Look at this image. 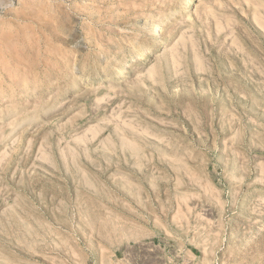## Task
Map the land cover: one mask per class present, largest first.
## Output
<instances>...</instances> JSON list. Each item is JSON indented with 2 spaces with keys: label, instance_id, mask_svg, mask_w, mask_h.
Here are the masks:
<instances>
[{
  "label": "rangeland",
  "instance_id": "374dc122",
  "mask_svg": "<svg viewBox=\"0 0 264 264\" xmlns=\"http://www.w3.org/2000/svg\"><path fill=\"white\" fill-rule=\"evenodd\" d=\"M0 264H264V0H0Z\"/></svg>",
  "mask_w": 264,
  "mask_h": 264
},
{
  "label": "bare ground",
  "instance_id": "6f19581e",
  "mask_svg": "<svg viewBox=\"0 0 264 264\" xmlns=\"http://www.w3.org/2000/svg\"><path fill=\"white\" fill-rule=\"evenodd\" d=\"M106 1V0H105ZM96 24V23H95ZM100 41V40H99ZM104 51V50H103Z\"/></svg>",
  "mask_w": 264,
  "mask_h": 264
}]
</instances>
